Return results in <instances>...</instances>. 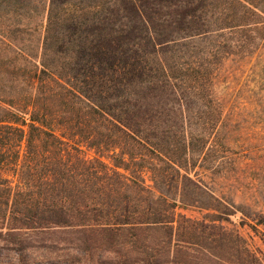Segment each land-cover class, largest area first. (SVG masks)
Segmentation results:
<instances>
[{
  "label": "trees",
  "instance_id": "16d2710c",
  "mask_svg": "<svg viewBox=\"0 0 264 264\" xmlns=\"http://www.w3.org/2000/svg\"><path fill=\"white\" fill-rule=\"evenodd\" d=\"M0 23V236L264 264L232 221L264 226V87H231L264 83V0H0Z\"/></svg>",
  "mask_w": 264,
  "mask_h": 264
},
{
  "label": "rangeland",
  "instance_id": "374dc122",
  "mask_svg": "<svg viewBox=\"0 0 264 264\" xmlns=\"http://www.w3.org/2000/svg\"><path fill=\"white\" fill-rule=\"evenodd\" d=\"M7 31L10 32V28L0 23V32ZM10 35L13 36V34ZM19 36L21 41H18L26 47H38L41 42L40 29L33 37L23 36L22 33ZM237 37L239 35L228 38L235 40ZM232 86L241 91L242 97H246L256 90L260 92L264 83H257L253 76L244 73L237 76L232 82ZM263 94L264 92L261 95ZM239 101L240 104H244L243 100ZM241 216V214L233 216L232 221L239 228L241 235L248 241L252 250H261L264 253V226L258 227L259 232L254 231L249 226L242 227ZM3 234L0 236V264H126L128 260L123 255L110 253L91 257V254L82 251L79 246L72 243L77 238L74 234L47 232H29L17 236ZM25 244H27L26 247H24ZM31 245L32 247H29Z\"/></svg>",
  "mask_w": 264,
  "mask_h": 264
}]
</instances>
